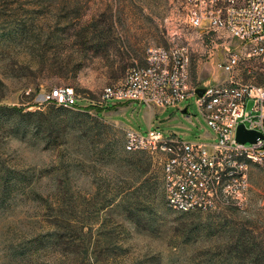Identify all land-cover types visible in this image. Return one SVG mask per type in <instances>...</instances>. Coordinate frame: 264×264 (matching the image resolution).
Instances as JSON below:
<instances>
[{"label": "rangeland", "instance_id": "374dc122", "mask_svg": "<svg viewBox=\"0 0 264 264\" xmlns=\"http://www.w3.org/2000/svg\"><path fill=\"white\" fill-rule=\"evenodd\" d=\"M181 45L194 86L262 80L263 57L191 27L184 0H0V105L39 113L24 117L26 134L0 118V264H264L262 168L250 166L242 207L178 212L163 155L124 149L128 128L150 124L213 141L194 95L163 109L100 101L147 47ZM60 86L76 106L45 100Z\"/></svg>", "mask_w": 264, "mask_h": 264}, {"label": "built area", "instance_id": "2783aa9c", "mask_svg": "<svg viewBox=\"0 0 264 264\" xmlns=\"http://www.w3.org/2000/svg\"><path fill=\"white\" fill-rule=\"evenodd\" d=\"M184 7L191 27L228 33L264 60V0H184ZM238 62L239 55L230 54L218 66L228 72ZM198 89L203 90L201 95ZM192 95L214 134L213 141H184L150 124L145 135L128 128L124 149L163 155L165 201L174 211L242 207L250 166L264 170V68L258 84L230 82L197 87L190 79L188 47L149 46L144 63L131 65L120 84L105 86L100 101H136L163 109L178 107ZM248 99L253 100L250 110L245 109ZM45 100L64 106H76L79 101L71 86L50 90ZM239 124L262 138L252 143L237 142Z\"/></svg>", "mask_w": 264, "mask_h": 264}, {"label": "trees", "instance_id": "16d2710c", "mask_svg": "<svg viewBox=\"0 0 264 264\" xmlns=\"http://www.w3.org/2000/svg\"><path fill=\"white\" fill-rule=\"evenodd\" d=\"M37 111L23 112V108L18 106H2L0 105V118L6 119L21 134H26L32 123L25 122L24 117L36 116Z\"/></svg>", "mask_w": 264, "mask_h": 264}, {"label": "water", "instance_id": "95a60500", "mask_svg": "<svg viewBox=\"0 0 264 264\" xmlns=\"http://www.w3.org/2000/svg\"><path fill=\"white\" fill-rule=\"evenodd\" d=\"M203 92L202 89H198L197 93L201 95ZM236 141L240 143H245V142H255L258 138H262V135L256 131L253 130H248L244 127L243 124H239L236 129Z\"/></svg>", "mask_w": 264, "mask_h": 264}]
</instances>
